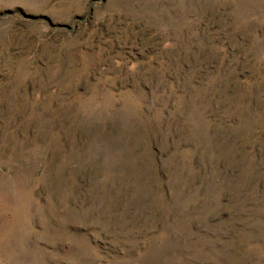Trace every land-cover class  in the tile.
<instances>
[{"label":"rangeland","instance_id":"rangeland-1","mask_svg":"<svg viewBox=\"0 0 264 264\" xmlns=\"http://www.w3.org/2000/svg\"><path fill=\"white\" fill-rule=\"evenodd\" d=\"M0 264H264V0H0Z\"/></svg>","mask_w":264,"mask_h":264}]
</instances>
